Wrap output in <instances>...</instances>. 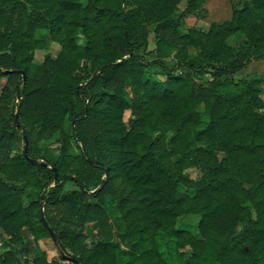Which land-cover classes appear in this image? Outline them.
I'll return each mask as SVG.
<instances>
[{
  "label": "trees",
  "instance_id": "obj_1",
  "mask_svg": "<svg viewBox=\"0 0 264 264\" xmlns=\"http://www.w3.org/2000/svg\"><path fill=\"white\" fill-rule=\"evenodd\" d=\"M205 1L0 0V264H264V0Z\"/></svg>",
  "mask_w": 264,
  "mask_h": 264
},
{
  "label": "rangeland",
  "instance_id": "obj_2",
  "mask_svg": "<svg viewBox=\"0 0 264 264\" xmlns=\"http://www.w3.org/2000/svg\"><path fill=\"white\" fill-rule=\"evenodd\" d=\"M247 0H206L200 7L199 10L194 13L188 14L186 16V23L190 26H194L198 30L206 31L209 24L211 22H220L230 17L232 9L234 7L240 8ZM86 0H83L85 3ZM37 37H44L45 31L38 30L36 32ZM244 36L239 33L230 38H228V43L234 48H238V46L243 42ZM81 43V40L78 41ZM154 44L152 43V39L149 40V49H153ZM60 49L59 44L51 42L46 47L44 51H40L36 55V60L40 61L44 57V55H49L51 57H56L58 51ZM151 57V56H149ZM264 76V57L261 59H253L246 65L241 71L236 73V78L242 77H252V76ZM129 117V112L126 111L124 113V119ZM71 147L69 148V153L73 155H77L79 153V148L74 139H70ZM48 152L52 153V155H57L59 153V146L57 143L52 144L48 148ZM189 173L192 177H196L198 175L197 171L191 169ZM109 214L112 218V224L115 228L119 229L120 224L119 220L115 217V214L109 210ZM199 219L198 215H192L187 218H179L177 220L176 226L178 228H185L192 232L196 231V223ZM43 245L50 249L53 254H56L55 245L52 242L51 238H46L42 241ZM123 246H126V241L122 242Z\"/></svg>",
  "mask_w": 264,
  "mask_h": 264
},
{
  "label": "water",
  "instance_id": "obj_3",
  "mask_svg": "<svg viewBox=\"0 0 264 264\" xmlns=\"http://www.w3.org/2000/svg\"><path fill=\"white\" fill-rule=\"evenodd\" d=\"M10 71H11V70H8V71H6V72H10ZM21 74H22V79L24 80V79H25L24 72L22 71ZM15 121L17 122V117H15ZM23 137H24L23 153H24V156H25L26 158H28V155H27V145H28V143H27V139H26V137H25L24 134H23ZM42 164H43V165H47L45 162H42ZM55 177H56V170L54 169V178H55ZM41 215H42V218H43L44 224H45V226L47 227V229H48V231H49V233H50V235H51V239H52L53 243L56 245V247L58 248L59 253H60V255L62 256V258L67 259V260H72V259H73L72 257L67 256V255L63 252V250H61V249L59 248L58 243H57V239H56V237H55V235H54V232L52 231V229H51V228L47 225V223L45 222V219H44V216H43V209H42V206H41ZM76 262L78 263V261H76Z\"/></svg>",
  "mask_w": 264,
  "mask_h": 264
}]
</instances>
